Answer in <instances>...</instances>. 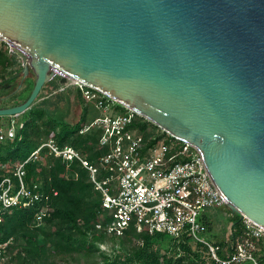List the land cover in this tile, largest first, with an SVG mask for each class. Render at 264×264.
<instances>
[{"label": "water", "instance_id": "95a60500", "mask_svg": "<svg viewBox=\"0 0 264 264\" xmlns=\"http://www.w3.org/2000/svg\"><path fill=\"white\" fill-rule=\"evenodd\" d=\"M17 117L55 76L194 146L231 215L264 228V0H0Z\"/></svg>", "mask_w": 264, "mask_h": 264}, {"label": "built area", "instance_id": "2783aa9c", "mask_svg": "<svg viewBox=\"0 0 264 264\" xmlns=\"http://www.w3.org/2000/svg\"><path fill=\"white\" fill-rule=\"evenodd\" d=\"M82 99L90 103L99 116L87 122L79 134L99 132L97 164H91L79 151L60 147L54 139L42 143L29 159L15 167L12 176L5 174L7 165L0 162V224L12 209L37 206V225L50 216L47 206L50 194L38 183L27 184L25 166L37 162L46 150L64 165L78 162L88 173L94 189L101 194L102 207L108 210L107 223L96 226L109 236H121L131 225L137 232L161 233L177 244L187 238L208 250L214 264H258L257 244L264 239V228L244 218L245 239L216 245L203 237L207 232L200 219L207 209L226 206L227 201L215 187L199 151L160 130L145 140L142 130L150 123L137 113L118 108L116 103L99 92L71 82ZM67 88V87H66ZM122 112L110 115L112 110ZM151 124V123H150ZM13 126L0 125V143L16 136ZM166 134L172 139L162 137ZM161 138V139H160ZM56 193L54 192V196ZM0 246V261L2 256ZM223 254V256H221Z\"/></svg>", "mask_w": 264, "mask_h": 264}, {"label": "trees", "instance_id": "16d2710c", "mask_svg": "<svg viewBox=\"0 0 264 264\" xmlns=\"http://www.w3.org/2000/svg\"><path fill=\"white\" fill-rule=\"evenodd\" d=\"M15 59L7 46L1 43L2 90L14 84L21 71ZM49 84L50 94H56L59 86L52 82ZM12 98V104L5 108L22 103L16 96ZM59 98L56 101L48 99L41 106L35 102L18 116L22 124L15 138L0 143V162L7 165L5 174L12 176L18 164L29 159L42 143L50 139H54L60 147L76 149L91 164H97L103 153L97 148L99 132L79 134L89 114L82 112L78 123L70 122V101ZM143 126L145 140L161 133L153 124L146 123ZM163 136L172 139L165 133ZM25 170L27 184L36 182L50 194L47 203L50 216L42 225H37L34 220L37 206L10 210L0 224L1 253L6 258L0 264H73L72 260L74 264H214L206 247L193 244L187 238L177 244L166 234L137 232L132 225L118 237L98 230L96 226L107 223L110 215L102 207L101 194L94 189L87 171L78 162L67 166L42 150L38 161L28 163ZM200 221L208 231L211 230V218L203 216ZM225 222L230 229L231 240L245 239L244 225L238 215L229 212ZM106 243L112 246L109 252L99 249ZM211 243L221 247L224 245V242ZM257 247L255 256L258 264H264V239ZM80 260L84 262L80 263Z\"/></svg>", "mask_w": 264, "mask_h": 264}, {"label": "rangeland", "instance_id": "374dc122", "mask_svg": "<svg viewBox=\"0 0 264 264\" xmlns=\"http://www.w3.org/2000/svg\"><path fill=\"white\" fill-rule=\"evenodd\" d=\"M3 43L0 41V44ZM5 44V43H4ZM7 48L10 51V48L7 44H5ZM17 66L21 69V62L19 59H15ZM21 72L19 73V76L17 77V80L14 84H12L8 89L6 90H0V98L6 97L4 100H0V108H5L8 105L12 104V97H17L18 101L23 102L26 100V98L29 96L31 88L33 87V81H34V74L31 73L28 78L29 80L24 82L21 89H17L18 85L20 84V79H21ZM60 76H55L53 80L50 82L55 83L56 85L59 86V89L56 94H50L49 87L51 84L48 82V85L44 86L41 93L39 94V97L36 101V104L38 106H41L44 102H46L48 99L51 101H56V99H60L59 97L62 98H68L70 101V116H69V121L75 123L76 120L78 119V116L80 114V107L79 104L77 103V99L74 97V93L76 92L77 95L79 96L82 106H83V112L94 115V110L90 103H87L84 101L80 95V93L76 90L74 86H72L71 82H67L66 84H61L60 83ZM67 87V88H65ZM65 89V90H63ZM61 90V92L59 91ZM63 90V91H62ZM10 98V99H9ZM44 105V104H43ZM118 108H122L120 105H116ZM122 111L117 110L115 111L114 109L110 112V115H115L117 113H120ZM74 115V119H72V116ZM91 120H93V117H91ZM90 120V121H91ZM2 123V128L6 129L7 127L13 126L16 131L21 128V118L20 117H0V124ZM229 209L227 206H221L219 208H211L207 209L204 213L203 216H208L209 218L212 219L213 225L210 231L207 230V232L203 235L204 238L209 240L210 242H225L227 238L229 237L230 229L226 226L225 219L229 213ZM218 245V244H216ZM111 244L106 243L102 247H99V249L105 250V252H109L111 249ZM83 260H80V263H83ZM71 263H75L74 260L71 261Z\"/></svg>", "mask_w": 264, "mask_h": 264}, {"label": "crops", "instance_id": "0c3cea01", "mask_svg": "<svg viewBox=\"0 0 264 264\" xmlns=\"http://www.w3.org/2000/svg\"><path fill=\"white\" fill-rule=\"evenodd\" d=\"M66 88V87H65ZM61 92V91H60ZM75 94H76V92L74 93V97H75ZM66 99H68V98H66ZM79 107H80V114H79V116H78V119L76 120V122L74 123V124H76V123H78L79 121H80V118H81V114H82V112H83V106H82V102H81V100H80V103H79ZM97 116H99V113L98 112H96V111H94V115L92 116V114H90V117L88 118V121L87 122H89L90 120H91V117H93V119L94 118H96ZM75 117H74V115L72 116V119H74ZM1 126H2V123L0 124ZM10 127V126H9ZM8 128V127H7Z\"/></svg>", "mask_w": 264, "mask_h": 264}, {"label": "flooded vegetation", "instance_id": "af4514ba", "mask_svg": "<svg viewBox=\"0 0 264 264\" xmlns=\"http://www.w3.org/2000/svg\"><path fill=\"white\" fill-rule=\"evenodd\" d=\"M21 72V71H20ZM32 72H30V74H31ZM29 74V75H30ZM18 76H19V74H18ZM17 76V77H18ZM21 76V75H20ZM35 77V76H34ZM21 80V79H20ZM29 80V78L27 77V79L24 81V82H26V81H28ZM53 80V79H52ZM21 82V81H20ZM34 82H35V78H34V81H33V85H34ZM33 88V87H32ZM32 88H31V90H32ZM1 90V89H0ZM63 90H65V89H63ZM62 90V91H63ZM59 91H61V90H59ZM31 92V91H30ZM4 99H6V97H4V98H0V100H4ZM75 99H77V103L79 104L80 103V98H79V96L77 95V93L75 94Z\"/></svg>", "mask_w": 264, "mask_h": 264}, {"label": "bare ground", "instance_id": "6f19581e", "mask_svg": "<svg viewBox=\"0 0 264 264\" xmlns=\"http://www.w3.org/2000/svg\"><path fill=\"white\" fill-rule=\"evenodd\" d=\"M73 83H75V82L73 81Z\"/></svg>", "mask_w": 264, "mask_h": 264}]
</instances>
